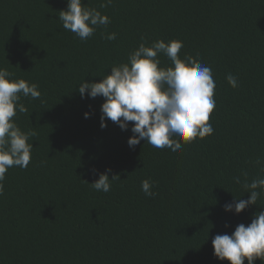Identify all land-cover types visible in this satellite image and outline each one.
<instances>
[{
    "label": "trees",
    "instance_id": "1",
    "mask_svg": "<svg viewBox=\"0 0 264 264\" xmlns=\"http://www.w3.org/2000/svg\"><path fill=\"white\" fill-rule=\"evenodd\" d=\"M83 2L111 21L86 41L58 19L67 0H0V68L41 93L21 96L27 112L13 118L35 136L28 167L5 174L0 264H229L213 255L212 238L264 211V197L239 214L224 208L250 196L235 177L264 178L256 163L264 160V0ZM112 32L115 40L104 38ZM141 37L149 46L180 40L182 59L212 70L213 134L176 153L143 140L130 147L133 122L126 131L110 120L101 128L104 98L78 92L127 62ZM158 58L160 67L171 63ZM107 169L120 179L107 193L92 189ZM145 179L155 196L141 190Z\"/></svg>",
    "mask_w": 264,
    "mask_h": 264
},
{
    "label": "clouds",
    "instance_id": "2",
    "mask_svg": "<svg viewBox=\"0 0 264 264\" xmlns=\"http://www.w3.org/2000/svg\"><path fill=\"white\" fill-rule=\"evenodd\" d=\"M113 0H104L100 8H106ZM59 21L63 28L74 33L81 41L92 37L99 27L106 28L110 18L97 8L89 7L83 0H67V9L60 10ZM105 39H116V33H107ZM183 47L180 40L152 41L150 46L141 37L139 46L128 54L127 62L114 64L110 73H106L100 82H81L78 92L82 98L87 96L104 98L101 105V128L107 126L106 120L116 123L122 131L133 122L128 145L135 147L141 140L157 149L168 148L173 153L179 152L183 144L195 139H204L213 134L209 123L215 109V82L212 70L192 56L179 55ZM160 54L171 62L167 67H160ZM14 73L7 68H0V195L4 193L5 174L9 168L18 166L26 169L31 160L34 131L24 132L13 119L27 108L20 103L21 96L38 99L41 96L35 83L29 84L24 79H13ZM232 88L238 87V80L229 74L226 76ZM89 113H85V118ZM122 118V119H121ZM257 165L264 171V160L257 158ZM107 169L90 187L98 192L107 193L112 181L120 179L118 174L109 178ZM239 177L234 180L250 193L247 200L234 198L224 205L225 211L239 214L250 205H256L264 197V178L247 181ZM84 181V180H83ZM153 183L149 179L141 181V190L152 197ZM228 227V225H225ZM213 255L229 264H255L264 262V211H260L247 226L238 224L231 235L217 234L212 238Z\"/></svg>",
    "mask_w": 264,
    "mask_h": 264
}]
</instances>
